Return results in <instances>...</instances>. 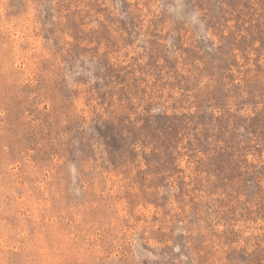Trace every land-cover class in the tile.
<instances>
[{"label":"rangeland","instance_id":"1","mask_svg":"<svg viewBox=\"0 0 264 264\" xmlns=\"http://www.w3.org/2000/svg\"><path fill=\"white\" fill-rule=\"evenodd\" d=\"M0 264H264V0H0Z\"/></svg>","mask_w":264,"mask_h":264},{"label":"clouds","instance_id":"2","mask_svg":"<svg viewBox=\"0 0 264 264\" xmlns=\"http://www.w3.org/2000/svg\"><path fill=\"white\" fill-rule=\"evenodd\" d=\"M193 17H194V18H198V13H194V14H193Z\"/></svg>","mask_w":264,"mask_h":264}]
</instances>
